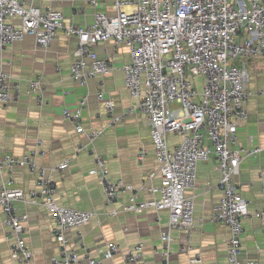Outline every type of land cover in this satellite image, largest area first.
<instances>
[{
	"label": "built area",
	"instance_id": "1",
	"mask_svg": "<svg viewBox=\"0 0 264 264\" xmlns=\"http://www.w3.org/2000/svg\"><path fill=\"white\" fill-rule=\"evenodd\" d=\"M52 1L69 2L77 7V12L82 11L84 3L99 5L97 0ZM112 7L114 15L94 13L93 22L82 27L74 22L65 25L61 11L51 7L41 9L33 0H0V56L8 44L27 35L35 39L36 45L48 49L61 30L66 36L77 38L70 79L86 85L90 79L112 70L110 57H100L95 46L109 41L116 46L123 44L129 53V61L122 67L123 81L132 103L115 114L113 101L105 98L103 91L96 96L103 100L111 116L110 125L122 123L135 113L145 115L160 173V185L151 191L159 198L141 200V186L110 179L104 158L94 150V140L103 129L86 130L80 124L86 96L75 109L62 110L63 118L72 122L75 131L88 138L77 151L86 149L93 155L95 167L89 174L100 181L105 203L113 207L121 195L125 196L123 205L111 214L120 209L134 213L147 208L168 209V228L161 235L164 243L161 255L167 260L169 231L178 229L189 235L195 227L194 199L185 193L196 186L198 162L213 155L217 161L220 199L211 220L228 228L227 263L258 264L254 259L241 258L242 220L248 213L233 177L239 173L244 159L264 152V147L253 145L252 138L247 147L236 146L237 127L248 116L247 104L252 94L244 61L256 56L264 58V0H114ZM13 19H18L19 25ZM237 60L242 61L241 66L235 65ZM196 78L200 80L198 85ZM18 88L0 70V109L18 100ZM41 89L39 78L29 81V92L38 95V102ZM258 94H264V89ZM168 133L181 136L174 149L167 146ZM44 154L42 149H34L16 157L5 154L0 146V173L3 170L8 173L0 186V217L8 230L7 238L12 241L10 255L22 264H28L32 258L24 238L27 216L17 214L14 208L16 202H23L42 207L53 222L51 233L60 251L51 258V264H77L81 258L68 247V231L80 236L82 227L95 213L57 203L56 184L50 173L64 171L70 158L47 171L36 162V157ZM146 154L141 149L138 160ZM15 166L34 175L32 189L14 185L9 173ZM263 214L264 206L254 213ZM191 249L189 244L181 247L186 253ZM116 253L117 244L109 242L97 250V257H89L86 252L85 258L89 264H98ZM124 259L128 264H142L143 244L129 248ZM191 261L199 264V255Z\"/></svg>",
	"mask_w": 264,
	"mask_h": 264
},
{
	"label": "crops",
	"instance_id": "2",
	"mask_svg": "<svg viewBox=\"0 0 264 264\" xmlns=\"http://www.w3.org/2000/svg\"><path fill=\"white\" fill-rule=\"evenodd\" d=\"M97 1V7L84 3L81 12H77V7L69 2L33 0V4L41 9L51 7L61 11L65 25L74 22L85 27L93 22L94 13H115L112 7L114 0ZM12 22L19 25L18 19ZM76 41L75 36H66L60 30L48 49L36 45L31 35L5 47L0 56V70L8 75L10 84H18L19 98L0 109V146L5 154L16 157L42 149L45 154L38 155L36 162L47 171L65 158H70L64 171L50 173L56 184V201L61 206L95 213L90 222L82 227L80 236H76L73 230L68 231V247L81 258L77 264H89L85 253L95 258L97 250L109 242L117 244L118 253L98 264H128L124 254L136 243L143 244L142 264H198L191 261L196 254L200 257L199 264H228V228L211 220L220 199L217 161L213 155L198 162L196 186L185 193L194 199L195 227L189 235L178 229L169 231L167 260L161 255L164 245L161 235L168 228V209L147 208L142 213L120 209L115 215L111 214L113 209L123 205L125 196L121 195L113 207L105 203L100 181L89 174L95 167L93 155L86 149L77 151V147L85 145L88 138L75 131L72 122L63 118L62 110L75 109L80 99L87 97L81 113V126L86 130L103 129L94 140L95 152L104 158L111 180L121 179L142 187L141 200L159 198L151 191L152 187L160 185L158 161L153 153L145 115L135 113L122 123L110 125L111 116L103 100L96 96L98 91H103L104 97L113 101L115 114L132 103L123 81L122 67L129 61L127 48L123 44L116 46L111 41L98 43L95 51L100 57H110L112 70L107 75L90 79L86 85H78L69 76ZM244 62L252 94L247 104L248 116L237 127L236 146L247 147L249 138H252L253 145L264 147V94H258L264 89V58L256 56ZM235 65L241 66L242 61H235ZM36 78L42 84L41 102L37 101L38 95L29 92V81ZM196 83H200L199 78H196ZM180 141L179 134L168 133L169 149H174ZM141 149H145L147 154L138 160ZM149 173H154L151 178L147 177ZM9 175L16 187L29 190L34 186V175L25 168L15 166ZM7 177V171L3 170L0 186ZM233 180L246 201L248 213L242 220L241 258L264 264V214L254 215L264 206V152L244 159ZM14 205L17 214L27 216L24 238L32 253L28 264H51V258L59 254L60 246L51 233L53 222L48 213L33 204L16 202ZM7 236V227L0 217V264H22L11 257L12 241ZM186 244L192 247L188 253L181 251Z\"/></svg>",
	"mask_w": 264,
	"mask_h": 264
}]
</instances>
